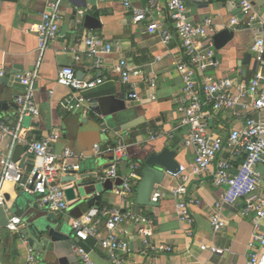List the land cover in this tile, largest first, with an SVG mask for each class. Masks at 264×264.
I'll return each instance as SVG.
<instances>
[{
    "label": "crops",
    "instance_id": "1",
    "mask_svg": "<svg viewBox=\"0 0 264 264\" xmlns=\"http://www.w3.org/2000/svg\"><path fill=\"white\" fill-rule=\"evenodd\" d=\"M49 1L58 2L59 5V36L41 54L37 49V30L40 16ZM165 2L160 0L162 11L155 16L161 22L167 20ZM144 5L145 0H134L132 8L139 9ZM187 8L191 22L201 23L211 18L216 33L223 29L234 32L231 42L223 49L215 50L218 66L207 69L204 76L231 78L240 82L248 81L257 73H264V65L256 63L254 57L248 63L242 62L246 54L252 53L253 42L264 34L262 23L256 29H243L240 26L233 30L230 22L234 17L240 18L239 11L234 5L219 0H190ZM80 12L99 20L100 29L87 30L83 23L78 25ZM255 13L263 22L264 1ZM131 15V11L125 10L119 0H0V68L4 70V77H0V118L9 127L18 128L21 140L1 138L0 150L8 152L11 160L20 164L21 159L27 155L23 141L39 140L59 132L60 138L54 144L55 153L61 154L65 148H69L76 156L70 162L78 164L86 157L96 156L101 162L99 173L115 159L105 153L107 146L114 145L116 140L125 146L117 167L118 178L101 183L98 205L77 208L73 202H69V208L63 214L49 213L39 206L40 196L26 195L18 187L0 181L7 220L17 216L23 223L17 233H10L5 227H0V264H25L28 243H23L26 241L23 235L26 232L35 238V246L31 248L38 264H83L71 249L74 237L70 222L83 215L96 218L100 207L124 209L113 190L121 186V177L128 172L130 164L140 165L133 183L136 189L140 180L141 160L151 152L169 148L176 152L175 161L180 166L187 167L193 162V150L183 145L187 128L176 112L175 100L183 87L182 77L175 66L183 58L180 41L174 39L167 48L163 47L157 35L146 31L144 23L132 24ZM89 33L113 47V53L103 57L101 64L75 48ZM75 55L80 57L79 61L74 60ZM122 59L139 68L145 78H154L156 81L155 87L151 89L140 84V100L135 101L130 113L136 114L137 122L151 125L145 127L146 134L132 139L128 131H121L127 126L121 111L131 104L127 100L128 88L122 84L118 73V63ZM64 66L73 67L80 79L105 78L103 85L84 93L86 108L78 111L81 119L90 120L86 125L77 127L75 121H66L75 112L66 109L70 92L55 85L57 72ZM27 70H34L37 74L35 89L39 116L21 118L14 99L22 94L17 76ZM50 90H53L52 96H49ZM149 94H153L156 99L150 100ZM84 109L86 113H82ZM93 110L104 118L95 117ZM252 117L264 122V110L252 114ZM241 121L231 111L219 112L211 122L212 130L227 139L230 131L238 127ZM102 129H106V133ZM151 133H159L161 136L151 140ZM64 135L67 138H63ZM94 145L99 146V154L94 153ZM228 156L227 153L219 155L216 162ZM25 162L27 165L20 168L27 171L32 158L27 157ZM215 164L211 170L215 169ZM257 171L261 176L259 190L264 191V164L258 165ZM178 185V177L166 174L161 184L155 187L162 194L157 207L135 208L154 219L153 242L170 247L172 251L156 253L149 259L140 256V239L130 226L124 225L120 229L127 228L129 231L128 235L122 236L129 248V252L123 254L125 264H246L253 216L243 214V202L222 209L226 227L219 233H213L208 216L213 212V204L217 202L221 190L212 185L210 173L190 177L186 182L188 198L197 201L190 208L191 226L182 223L175 210L176 200L172 191ZM104 233L102 230L101 234ZM80 245L89 252L92 264H111L106 253L96 247L94 240L90 239ZM203 245L215 246L225 252L222 255H211L200 249Z\"/></svg>",
    "mask_w": 264,
    "mask_h": 264
},
{
    "label": "built area",
    "instance_id": "2",
    "mask_svg": "<svg viewBox=\"0 0 264 264\" xmlns=\"http://www.w3.org/2000/svg\"><path fill=\"white\" fill-rule=\"evenodd\" d=\"M119 1L125 10L131 11V23H144L146 31L157 35L163 47L167 48L174 39L180 41L183 58L177 61L175 66L182 77L183 87L175 100L176 112L181 123L187 128L183 145L193 150L194 158L189 166H180L179 172L172 175L179 178V185L172 191L179 220L191 226L190 208L197 204L194 198H188L187 180L210 173L212 185L221 190L217 202L213 204V212L208 216L213 233H219L226 227L222 209L235 207L242 201L243 214L253 216L246 264H264V191L259 190L261 176L257 171V166L264 164V122L252 117V114H259L264 110V73H257L248 81L240 82L231 78L215 79L204 76L207 69L218 66L212 42L216 30L211 18H206L201 23L188 19L187 2L190 0H166L165 22L155 19L162 11L160 0H145V5L139 9L132 8L134 0ZM219 1L234 5L239 11L240 18L234 17L230 22V28L233 30L234 27L240 26L243 29H251L253 22L259 19L250 0ZM60 19L58 2H47L37 30V49L41 54L58 38ZM83 19L84 14L80 12L77 24L81 25ZM261 23L264 25V21H260ZM75 48L95 59L97 64L102 63L103 57L113 53L111 44L90 33L84 36ZM251 51L254 53L255 62L264 65V34L253 42ZM74 60L79 61L80 57L75 55ZM118 73L120 81L128 88L129 97L134 101L140 100L141 83L148 89L155 87L154 78H145L139 68L125 59L119 61ZM0 77H4L3 68H0ZM17 77L22 86V94L14 99L19 117H38L36 72L27 70ZM104 83L105 78L80 79L71 66L61 67L55 81L56 86L70 92L66 101V109L69 112L86 108L84 93ZM52 95L53 90H50L49 96ZM149 98L156 99L153 94H149ZM223 111H231L236 118L242 119L240 125L230 131L227 139L215 133L211 125L214 116ZM82 113H86V110ZM102 132L106 133V129H102ZM159 136L161 134L151 133L150 139ZM1 138L21 141L18 128L9 127L0 118ZM59 138V132H53L39 140L22 142L26 154L33 156L32 166L27 171L22 170L18 162L11 160L8 152L0 150V181L18 187L26 195L40 196L39 206L47 212L63 214L68 210L69 202L66 201L64 193L68 185L62 183L61 179L77 171L79 164L70 162L76 156L69 148H65L61 154L55 153L54 144ZM124 148L120 140H116L112 146H107L105 153L115 159L97 174L99 182L118 178L117 167ZM93 149L95 154L101 152L98 145H94ZM224 153L229 155L228 158H221L216 162L217 156ZM214 163L215 169L211 170ZM139 170V164H130L128 172L121 177V186L113 190L114 196L123 204L124 209L100 207L96 218L83 215L71 220L70 228L74 237L71 249L83 264H92L89 252L80 245L90 239L95 241L99 250L106 253L111 264H125L123 254L129 252V248L122 236L128 235L129 231L127 228L120 229L124 225L130 226L140 239V256L149 259L156 253L172 251L170 247L153 242L154 219L135 210L137 205L134 202L133 183ZM155 187L150 197L152 203H158L162 196ZM4 206V197L0 193V207ZM22 226L19 217L11 216L5 229L10 233H17ZM102 230L104 235L101 234ZM23 243L27 242L24 240ZM200 249L211 255H222L225 252L215 246L203 245ZM25 251V264H38L34 250L29 245Z\"/></svg>",
    "mask_w": 264,
    "mask_h": 264
},
{
    "label": "water",
    "instance_id": "3",
    "mask_svg": "<svg viewBox=\"0 0 264 264\" xmlns=\"http://www.w3.org/2000/svg\"><path fill=\"white\" fill-rule=\"evenodd\" d=\"M254 11L257 12L259 7L263 4L264 0H250ZM260 20H256L252 24V28H258ZM83 27L87 30H97L100 29V22L97 19L92 18L89 15H85L83 19ZM234 38V32L230 29H223L217 32L212 37L213 47L216 51L223 49L229 42ZM254 57V53L246 54L243 58V63H248L251 58ZM78 77V74H77ZM19 80V79H18ZM127 95V100L131 102L130 106H125L121 111L122 115L126 118L125 126L121 129L122 132L128 131L129 138H135L146 134L145 127L151 125V123L144 124L137 122L136 114L130 113V109H133L135 101ZM94 111V110H93ZM95 117L104 118L100 113L94 111ZM67 122L75 121L74 125L83 126L88 123V119H81V114L79 111H75L70 115ZM66 122V123H67ZM91 123L92 120H91ZM95 124V123H94ZM122 124V123H120ZM118 124V125H120ZM63 138H67L66 135ZM33 156L26 155L20 161V167L24 168L27 163L25 159ZM176 152L170 150L169 148H164L160 152H151L144 159L141 160V171L140 180L135 189V204L140 207H157V203L150 202V197L155 186L161 184L164 176L166 174L174 175L180 170V164L175 161ZM30 167L31 164H28ZM101 168L100 159L96 156L86 157L84 161L80 162L79 169L75 172L69 173L65 178L61 179L62 183H66L68 188L65 189V198L67 202H73L77 208H86L89 206L98 205V201L101 193V182L97 180V174ZM106 169V168H105ZM101 172V171H100ZM1 173V170H0ZM7 218L4 214V209L0 207V227H5L7 224ZM28 232L23 235L26 238V242L30 247L35 246V238Z\"/></svg>",
    "mask_w": 264,
    "mask_h": 264
}]
</instances>
